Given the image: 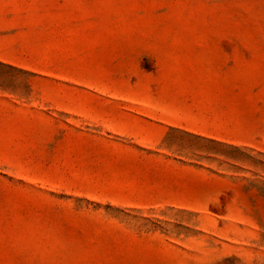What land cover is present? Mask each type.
<instances>
[{"label": "rangeland", "instance_id": "374dc122", "mask_svg": "<svg viewBox=\"0 0 264 264\" xmlns=\"http://www.w3.org/2000/svg\"><path fill=\"white\" fill-rule=\"evenodd\" d=\"M0 264H264V0H0Z\"/></svg>", "mask_w": 264, "mask_h": 264}]
</instances>
